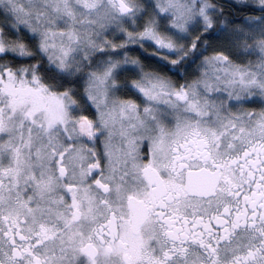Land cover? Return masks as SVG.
<instances>
[{
	"label": "snow or ice",
	"instance_id": "1",
	"mask_svg": "<svg viewBox=\"0 0 264 264\" xmlns=\"http://www.w3.org/2000/svg\"><path fill=\"white\" fill-rule=\"evenodd\" d=\"M0 264H264V0H0Z\"/></svg>",
	"mask_w": 264,
	"mask_h": 264
}]
</instances>
